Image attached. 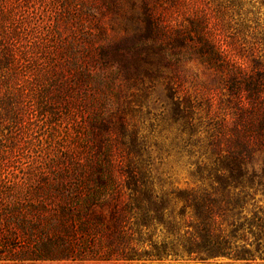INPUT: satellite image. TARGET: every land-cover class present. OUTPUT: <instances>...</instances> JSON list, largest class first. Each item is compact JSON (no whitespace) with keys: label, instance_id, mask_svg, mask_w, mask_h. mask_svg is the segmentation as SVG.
I'll return each mask as SVG.
<instances>
[{"label":"trees","instance_id":"trees-1","mask_svg":"<svg viewBox=\"0 0 264 264\" xmlns=\"http://www.w3.org/2000/svg\"><path fill=\"white\" fill-rule=\"evenodd\" d=\"M38 1L56 21L35 19L34 0H0V264H264V55L248 63L196 0H142L138 13L129 2L128 15L121 0ZM94 10L131 33L94 45L102 28L91 39L68 22ZM192 61L219 90L201 95L205 129L194 121L201 101L182 92ZM116 76L164 80L182 149L198 155V185L166 186L147 136L108 111ZM36 118L49 130L35 162L8 169Z\"/></svg>","mask_w":264,"mask_h":264},{"label":"rangeland","instance_id":"rangeland-1","mask_svg":"<svg viewBox=\"0 0 264 264\" xmlns=\"http://www.w3.org/2000/svg\"><path fill=\"white\" fill-rule=\"evenodd\" d=\"M80 1V0H79ZM86 1V0H85ZM96 3V0H87ZM33 5L37 9L35 19L38 21L46 20L56 21L58 14L52 6L43 5L40 1L34 0ZM123 12L127 15L130 11V3L134 4V13L140 12L142 0H121ZM235 6H231L228 0H196V5L203 11L217 14L222 24V30L226 36H230L228 41H233L242 51L243 57L250 63L253 56L264 55V0H239ZM218 11V12H216ZM94 19H88L79 13V17H71L73 27L80 31L88 32L91 39L97 36L98 28L105 31L106 37L94 40V45L103 43L108 44L127 36L131 33L130 29H118L120 21L116 20L110 14H99L97 10L93 11ZM74 16L76 14L74 13ZM69 18V17H68ZM48 26V24H47ZM50 27V26H49ZM65 27V26H63ZM62 29V35L66 36L68 31ZM46 27H44L45 29ZM181 73L184 74L182 92L187 93L191 99L196 96L201 105L194 110V121L198 128L205 129L207 123L208 107L202 93L207 90L213 93L219 91L215 78L211 73L205 71L203 67L196 62H188L182 65ZM96 71V69H95ZM97 75L106 76L107 72L99 69ZM144 80V79H143ZM140 81H125L121 76H116L111 85L112 95H109L108 111L114 112L116 109L125 111L126 118L130 123L135 124L139 131L147 136V143L150 151V159L153 168L158 172L166 186L172 188H191L199 183L191 176L195 169V160L198 155L190 156L182 149V139L185 135H179L175 124L169 119V105L166 99L165 82L162 79L149 81L145 79ZM130 101V105L127 103ZM223 106L217 111L221 116L224 112ZM117 111V110H116ZM73 114V112H72ZM72 117V116H71ZM70 117V118H71ZM22 126L23 136L16 139V152H12L7 161L10 170L17 171L19 167H27L35 162V149L33 145L37 144V139H43L47 133L44 128L49 130V125L43 124L37 120ZM49 124V123H48ZM31 135V139H30ZM204 135V134H202ZM26 138H25V137ZM29 137V138H28ZM24 147V148H23ZM23 148V149H21ZM189 149V148H188ZM191 150V149H190ZM196 149L193 148L192 152ZM16 160L12 162V159ZM1 161V160H0ZM253 165H261V159L255 157ZM21 264H138L121 262H86L76 263L69 261H51V262H23Z\"/></svg>","mask_w":264,"mask_h":264}]
</instances>
